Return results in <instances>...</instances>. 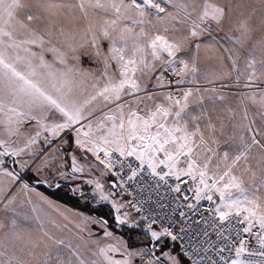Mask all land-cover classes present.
Wrapping results in <instances>:
<instances>
[{
  "label": "snow or ice",
  "instance_id": "6c2138e0",
  "mask_svg": "<svg viewBox=\"0 0 264 264\" xmlns=\"http://www.w3.org/2000/svg\"><path fill=\"white\" fill-rule=\"evenodd\" d=\"M0 264H264V0H0Z\"/></svg>",
  "mask_w": 264,
  "mask_h": 264
}]
</instances>
